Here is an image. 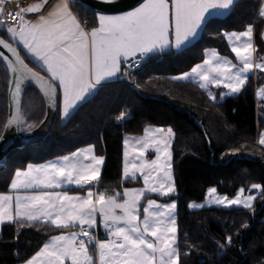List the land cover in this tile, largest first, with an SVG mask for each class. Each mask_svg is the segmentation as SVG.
Listing matches in <instances>:
<instances>
[{
  "label": "snow or ice",
  "instance_id": "6c2138e0",
  "mask_svg": "<svg viewBox=\"0 0 264 264\" xmlns=\"http://www.w3.org/2000/svg\"><path fill=\"white\" fill-rule=\"evenodd\" d=\"M10 2L0 0V27L6 28L11 38L50 74V79H46L34 72L18 50L0 38V45L16 57L13 61L0 52V57L16 74L11 87L17 111L16 97L22 85L31 80L49 98L55 96L59 86L64 117H68L98 86L121 73L122 63L133 67L139 59L153 53L169 47L182 48L198 35L208 16L223 14L235 4V0H142L133 10L122 14H97L98 27L86 32L71 13L67 0L47 17L41 15L35 22L24 17L27 13L40 12L37 6L8 11L6 19L12 23L6 24L4 5ZM260 15L264 16V7ZM253 32V25H248L239 33H222L229 41L237 63L206 50L207 58L202 63L175 79L195 81L201 88L223 87L226 92L221 94L222 97L240 94L249 74L264 73V58L258 61L254 55L257 49L253 45ZM259 95L264 97V88L259 89ZM211 98L216 99L215 96ZM20 122V116L14 115L4 127ZM145 134H152V138L135 142L136 155L131 161L125 160L123 169L125 179L137 176L143 179L145 187L142 189H124L122 194L107 197L104 192H94L92 189L100 178L105 158L88 155L92 148L81 149L46 165H29L26 170L15 173L10 188L17 194L0 195V225L24 220L51 223L59 229L79 228L51 237L26 264H66V261L68 264H96L91 252L96 253L99 264H180L175 201L158 203L148 199L142 210L143 218L140 207L146 193L161 197L175 194L169 151V141L174 133L171 128H157L145 129ZM259 144L264 145V135ZM148 151L155 153V159L146 158ZM66 185L86 188V194L50 191ZM27 190L35 191L27 194ZM253 190L264 195V185L257 183L250 185L247 195L245 188H239L233 198L217 195L215 187H210L207 192L216 205L251 209L257 198ZM21 192L26 194H19ZM121 195L123 202H118ZM190 207L203 205L192 204ZM97 213L101 216L107 239L97 240L93 234ZM231 241V236L226 237L227 243Z\"/></svg>",
  "mask_w": 264,
  "mask_h": 264
},
{
  "label": "trees",
  "instance_id": "16d2710c",
  "mask_svg": "<svg viewBox=\"0 0 264 264\" xmlns=\"http://www.w3.org/2000/svg\"><path fill=\"white\" fill-rule=\"evenodd\" d=\"M261 1L236 0L226 15L209 18L200 37L185 48L148 56L132 72L130 82L117 79L100 85L66 122L60 120L58 87L53 129L40 142L18 148L5 157L0 166V193L9 191L17 169L71 153L87 144H93L97 153L105 155L99 191L141 185L139 179L122 177L123 136L141 134L148 125L169 126L174 131L172 167L176 192L168 197H147L176 201L180 264H264V195L257 196L251 209L189 208L191 201L205 200L210 187L232 197L241 187L248 190L253 183L264 185V147L257 143L264 131V118L258 119L256 112L258 78L251 74L240 94L220 101H213L191 82L170 78L201 61L206 48L214 47L233 57L222 33L244 30L248 25H254L257 53L264 57V17L258 16ZM70 3L88 29L97 26L96 12L75 0ZM0 34L11 40L3 28ZM17 47L30 66L45 73ZM8 82L9 71L0 57V136L8 113ZM45 113L40 91L28 85L22 101L24 126L36 127ZM69 230L40 221L5 223L0 231V264L27 261L50 237ZM228 236L232 237L230 244L226 242Z\"/></svg>",
  "mask_w": 264,
  "mask_h": 264
},
{
  "label": "crops",
  "instance_id": "0c3cea01",
  "mask_svg": "<svg viewBox=\"0 0 264 264\" xmlns=\"http://www.w3.org/2000/svg\"><path fill=\"white\" fill-rule=\"evenodd\" d=\"M235 1H236V0H235ZM67 2H68V7H69V9L71 10V13H72V14L76 17V19L79 21L81 27L84 28V30H85L86 32H90L93 28H92V29H88L87 26H86V24H85L84 22L81 21V19L79 18V16H78V15L76 14V12L73 10V8H72V6H71V3H70V0H67ZM63 3H64V0H51V1L45 6V8H44L40 13H37V14H34V15H25L24 19H25V20H28V21H34V22H35V21H38V20H39V17H40L41 15L47 17V16L49 15V13L53 11V9L61 7V6L63 5ZM262 7H264V0L261 1V4H260V6H259V10H258V16H259V17H264V16H261V15H260V10H261ZM131 10H133V9H131ZM129 11H130V10H129ZM210 11H212V10H210ZM219 11H223V10H219ZM229 11H230V10H229ZM229 11L223 12V14H219V15L208 16V17H207V20H208L209 18H211V17H222V16L226 15ZM126 12H127V11H126ZM122 13H125V12H122ZM122 13H117V14H105V15H118V14H122ZM206 22H207V21H206ZM205 24H206V23H205ZM205 24H204V25L202 26V28L198 31V35H197L194 39H192L189 43L185 44L182 48H180V49H176L175 47H169V48H166V49L163 50V51L156 52V53H163V52H166V51H168V50H173L174 52H176V51H179V50L185 48L186 46H188L189 44L193 43L194 41H196V40L200 37V35H201L202 31H203V28H204ZM96 27H98V24H97ZM96 27H94V28H96ZM253 28H254V32H253V45H254V47H256V49H257V46H256V40H255V27H254V25H253ZM244 30H246V28H245ZM244 30H240V31H238V30H230V31H226V32H228V33H232V32L239 33V32H242V31H244ZM10 38H11V36H10ZM225 39H226V38H225ZM11 40H12L17 46H19V47L25 52V54L30 58V60H32L37 66H39V65L33 60V58L27 54V52L24 50V48H23L22 45H20L16 40H14V39H12V38H11ZM226 41H227V44H228L229 49H230V51H231V45L229 44V41H228L227 39H226ZM206 50H208V52L215 51V52L218 54L219 57L225 58V59L231 61L232 63H237V62H238L237 59H236V57H235V54H234L232 51H231V53L233 54V57L220 53V52L218 51L217 48L209 47V48H206V49L204 50V57H203V59H202L201 61L195 63L193 66H195V65L198 64V63H202L203 60L207 58ZM153 54H155V53H153ZM151 55H152V54H151ZM254 55H255V58H256L258 61L261 60L262 58H264V57H262V58L259 57L257 51H256V53H255ZM149 56H150V55H149ZM193 66H192V67H193ZM39 67H40V66H39ZM192 67H191V68H192ZM40 68H41V67H40ZM191 68H189V69H187V70H185V71H182V72H180V73L170 75V78H171L172 80H176V81L191 82V83H193V84H195V85H197V86L199 87L198 83L195 82V81H192V80H177V79H175V77H177L178 75H180V74H182V73H184V72H189V71L191 70ZM41 69H42V70H43V71H44V72L50 77V74H49L47 71H45L43 68H41ZM250 75H251V74H249V76H250ZM254 76L258 78V82L256 83V86H255V99H256V112H257V118H258V119H263V118H264V97H261V96L259 95V89L264 88V73H260L259 71H257V73H256ZM118 78H119V74H118L116 77L112 78L111 80H108L107 82L117 80ZM104 83H105V82H104ZM102 84H103V83H102ZM58 87H59V86H58ZM98 88H99V86H98ZM98 88H97V89H98ZM199 88H201V87H199ZM201 89L205 91V93L208 95V97H209L210 99H212V98H211L212 96H215L216 99H215V100L212 99L213 101H220V100H223L224 98H226V97H228V96H231V95H224L223 97L221 96L222 93L226 92V89H224L223 87L217 88V87H215V86H209L208 88H201ZM59 90H60V89H59ZM96 91H97V90H96ZM96 91H95V92H96ZM95 92H93L91 95H89V96L86 98V100H87L90 96H92ZM60 96H61V90H60ZM83 102H84V101H83ZM83 102H82V103H83ZM82 103H80V104H82ZM80 104H79V105H80ZM79 105H78V106H79ZM78 106H77V107H78ZM77 107H76V108H77ZM76 108H75L74 110L71 111V113H70V115H69L68 117H64V116H63V111H62V97H61V103H60V120H61L62 122H66V121L69 119V117L73 114V112L76 110ZM157 128H163V129L167 130L168 128H171V127H169V126H166V127H165V126H159V125H148V126L145 127V129H157ZM145 129H144L143 133H141V134H131V133H126V134H124V136H123V165H122V177H123L124 180H127V179H125L124 176H123V169H124V165H125V160L127 159V160L131 161V160L134 158V156L136 155V153L134 152V149L137 147V145H136L135 142H136V141H143V140H145V139H151V138H152V134H149L148 136H146V134H145ZM171 129H172V128H171ZM173 133H174V131H173ZM262 135H264V131H262V132L260 133V135H259V138H258V141H257L258 144H259V140H260V138H261ZM157 138H158V137H157ZM126 140L128 141L127 146L125 145V141H126ZM173 140H174V136H173V137L170 139V141H169V142H170V145H171V147H170V149H169V151L171 152V155H172V142H173ZM261 146L264 147V145H261ZM89 148H92L93 151H92V153H87L88 155H93V154H94V155H96V156H103V157L105 158V155H104V154H99V153L96 152L95 146H94L93 144H87V145L81 146V147L77 148L76 150H74L73 152L68 153V154H65V155H61V156H58V157H54V158H51V159H49V160H46V161H43V162H40V163H29V164H28L27 166H25L24 168L17 169V171H18V170H21V171L26 170V169L28 168L29 165H32L33 167H37V166L46 165V164H48V163H50V162L60 161V160H62V158H63L64 156H71L72 153H74V152H77V151H79V150H81V149L86 150V149H89ZM125 152L128 153L127 158L125 157ZM146 158L149 159V160H151V159H155V153L152 152V151H148V152L146 153ZM104 164H105V159H104ZM104 164H103V166H102V168H101V174H102V171H103V168H104ZM17 171H16V172H17ZM16 172H15V173H16ZM15 173H14V175H13L11 181H10V184H9V191H8V192H2V193H0V195H13V196H15V195L17 194V193H15V192H13V191L11 190V188H10V185H11L13 179L15 178ZM172 174H173V179H174L173 167H172ZM100 177H101V175H100ZM128 179H139V180L141 181V185L123 187L122 189L114 190V191H99V190H98V183H99V180H100V178H99V180H98L96 186H95L92 190H93L94 192H104L105 195H106V197H107V196H109V195H114V194L116 193V191H120V193H123L124 189H131V188H134V189H142V188L145 187V185H144V183H143V179H142L141 177H139V176H137V178H128ZM73 188H78V187H75V186H72V185H66V186H64V187H62V188H59V189H51L50 191H59V192L67 191L69 195H81V196H83V195L86 194V188H78L77 190H72ZM238 190H239V189H238ZM33 191H35V190H27V194H32ZM175 192H176V189H175ZM237 192H238V191H237ZM253 193L256 194V196L259 195V193L256 192V190H253ZM19 194L23 195V194H26V193H25V192H21V193H19ZM148 194H155V193H146V194H145V197H143V198L141 199L140 207L142 206V202L144 201V204H143V206L141 207L142 210H143V207L146 206V201H147L148 199H155V200L158 201V203H171V202L175 201L174 199H172V200H168V201H164V200L156 199V198H154V197H147ZM247 194H248V192H247V190H246L245 195H247ZM156 195H157V194H156ZM217 195L224 196L225 194H220V193L217 192ZM235 195H236V194H235ZM121 197H122V196H121ZM167 197H168V196H167ZM228 197H229V196H228ZM233 197H234V196L229 197V198H233ZM122 198H123V197H122ZM213 200H214V198H213L212 196H209V194H208V192H207V195H206L205 200H203V201H191V202L189 203V208H190V209H200V208L207 207V206H219V205H216V204L213 202ZM254 202H255V201H254ZM254 202H253V204H254ZM192 204L203 205V207H190V205H192ZM220 207H223V206H220ZM117 210H118V212L120 213V209H117ZM13 211H14V201H13ZM96 218H97V226H96V227H99V228H101V229H104L103 226H102V220H101V216H100L99 213H97V217H96ZM141 218H143V211H141ZM40 222H43V221H40ZM45 223H47V222H45ZM4 224H5V223H4ZM49 224H51V223H49ZM2 225H3V224H2ZM2 225H0V231H1V227H2ZM70 231H78V227H77V228H71V230L66 231V232H63V233H67V232H70ZM58 235H60V234H58ZM54 236H56V235H54ZM52 237H53V236H52ZM50 240H51V237H50L45 243H49ZM42 248H43V246L41 247V249H42ZM41 249H40V250H41ZM40 250H39V251H40ZM35 254H36V253H35ZM35 254H34V255H35ZM91 254H92V252H91ZM92 255H93V254H92ZM94 255L97 256L96 253H95ZM94 255H93V256H94ZM30 258H31V257H30ZM30 258H29V259H30ZM96 258H97V257H96ZM25 262H26V261H25ZM25 262H23V263H25ZM19 264H20V263H19ZM66 264H68L67 261H66Z\"/></svg>",
  "mask_w": 264,
  "mask_h": 264
},
{
  "label": "water",
  "instance_id": "95a60500",
  "mask_svg": "<svg viewBox=\"0 0 264 264\" xmlns=\"http://www.w3.org/2000/svg\"><path fill=\"white\" fill-rule=\"evenodd\" d=\"M50 1L51 0H47V2H45V0H30L28 4L25 5V8L29 6H37L41 9L40 10L41 12ZM75 1L79 2L84 7L90 9L91 11L96 12L97 14H117V13L126 12L131 9H134L142 2V0H75ZM34 14L37 13H27L26 15H34ZM262 34H264V30ZM0 38L4 39L7 43L11 44L13 48H16L20 56L23 58L17 45L14 42L8 40L1 34H0ZM0 52H3L10 60L15 61L16 58L15 55L12 52H10L8 49L4 48L2 45H0ZM23 60L28 65V67L32 69L34 72L39 73L40 76L46 79H50V77L47 74L42 73L39 70L30 66L24 58ZM3 61L5 62L9 71L8 96H7L8 113L5 124H7L8 120L14 115H19L20 118L22 119L23 95L28 85H32L40 91L45 102L46 113L43 120L36 127L32 129L22 130L21 122L17 124H13L10 127H4L2 134L0 136V166L2 165L5 157L14 150L18 148H23L27 145L38 143L50 133V131L53 129L56 123V117L58 112V93H59L57 86V91L55 96L53 98H49L41 91V89L38 87V84L36 82L31 80L26 81L22 85L21 92L16 97V100H18L19 102V111H17V107L14 102V89L11 87V82L15 79L16 74H14L11 71V66L7 63V61H5L4 59Z\"/></svg>",
  "mask_w": 264,
  "mask_h": 264
},
{
  "label": "built area",
  "instance_id": "2783aa9c",
  "mask_svg": "<svg viewBox=\"0 0 264 264\" xmlns=\"http://www.w3.org/2000/svg\"><path fill=\"white\" fill-rule=\"evenodd\" d=\"M25 5L22 7L25 8ZM146 59H147V57L139 59L138 63L136 65H134L133 67H127V65L122 63L121 64V73H119V79L122 81H125L126 79H128L130 77V75L132 74V72L134 70H136L137 68H139V66L141 64H143L146 61ZM78 230H79V228H78ZM93 234L96 236L97 240H103V239L108 238L107 232L105 231V229H101L99 227H96V229L93 230Z\"/></svg>",
  "mask_w": 264,
  "mask_h": 264
},
{
  "label": "rangeland",
  "instance_id": "374dc122",
  "mask_svg": "<svg viewBox=\"0 0 264 264\" xmlns=\"http://www.w3.org/2000/svg\"><path fill=\"white\" fill-rule=\"evenodd\" d=\"M26 0H11V2L10 3H5V5H4V9L6 8V6H15V9H14V11H20L21 10V7L23 6V4H26L27 3V1H29V0H27L26 2H25ZM12 8V7H11ZM10 7H9V10L11 9ZM5 11V10H4ZM6 22V24H10V23H12V21H5ZM0 28H3L5 31H6V28H4V27H0ZM7 32V31H6ZM8 34V33H7ZM9 35V34H8ZM10 36V35H9ZM131 81V76L128 78V79H126L124 82H130ZM9 83V82H8ZM23 121H24V119H23V117H22V119H21V129H25V128H27V127H25L24 126V123H23ZM23 123V124H22ZM131 189H134V188H131ZM176 189V188H175ZM116 193H120V191H116ZM115 193V194H116ZM114 194V195H115ZM122 194V193H121ZM122 196V195H121ZM118 202H123V198L122 197H120V199L118 200ZM158 202V201H157ZM175 203H176V201H175ZM143 204H144V201L142 202V206H143ZM141 206V207H142ZM117 211V213H119L118 212V210H116ZM141 211H142V209H141ZM175 217H176V219H177V207H176V209H175ZM176 224H177V221H176ZM97 256H95L94 255V259H96V264H99V261H98V258H96ZM25 262V261H24ZM20 264H26V262L25 263H23V262H21Z\"/></svg>",
  "mask_w": 264,
  "mask_h": 264
},
{
  "label": "bare ground",
  "instance_id": "6f19581e",
  "mask_svg": "<svg viewBox=\"0 0 264 264\" xmlns=\"http://www.w3.org/2000/svg\"><path fill=\"white\" fill-rule=\"evenodd\" d=\"M26 1H27V0H26ZM26 1H25V2H26ZM24 5H25V4H23V6H24ZM9 7H10V8L12 7V8L9 10ZM9 7L6 6V8L4 9V10H5V21H8V22H9V20L6 19V13H7L8 11H14V9H15V6H9Z\"/></svg>",
  "mask_w": 264,
  "mask_h": 264
}]
</instances>
